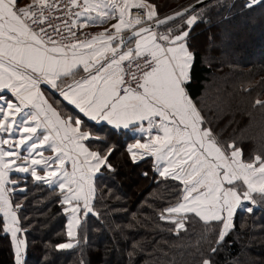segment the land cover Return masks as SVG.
Here are the masks:
<instances>
[{"label":"trees","instance_id":"obj_1","mask_svg":"<svg viewBox=\"0 0 264 264\" xmlns=\"http://www.w3.org/2000/svg\"><path fill=\"white\" fill-rule=\"evenodd\" d=\"M144 1L155 6L157 20L196 0ZM246 3L208 0L158 30L189 32L185 42L193 60L185 87L190 98L220 146L228 152V145H234L243 162L255 163L257 155L264 157V106L256 103L264 101V0L252 7ZM194 14L199 18L188 26ZM52 101L60 115L82 121L81 130L91 134L86 147L108 159L93 179L92 211L81 213L72 237L62 192L29 175L16 178L9 196L24 241L22 264H203L206 259L210 264H264V201L259 194L258 207L237 210L219 240L221 221L167 213L180 202L182 183L158 174L149 156L133 162L128 145L135 137L129 128L88 121L56 94ZM233 186L243 190L238 181ZM173 219L184 227L177 229ZM69 243L70 248L58 247ZM0 264H16L1 214Z\"/></svg>","mask_w":264,"mask_h":264},{"label":"snow or ice","instance_id":"obj_2","mask_svg":"<svg viewBox=\"0 0 264 264\" xmlns=\"http://www.w3.org/2000/svg\"><path fill=\"white\" fill-rule=\"evenodd\" d=\"M197 2L202 4L204 0ZM258 2L259 0H250L246 6L252 7ZM18 4L19 0H0V90H10L18 101L13 103L0 95V132L19 131V145H25V150L35 148L37 144H48L53 152L60 153L53 162H58L63 168L67 157L72 160L73 166L71 174L61 171L57 180H53L52 177L57 172L49 168V160L52 158L33 159L32 165L43 164L46 173L45 176H40L35 167H32L31 175L36 181H44L50 185L58 182L61 190L69 185L68 192L71 195L65 196L64 203L71 204L73 200L82 199L85 209L91 212L94 193L92 177L108 159L99 152L89 151L80 143L88 140L91 134L81 130L82 121L79 118L73 121L69 116L64 120L53 110L40 91L43 83L60 91L64 100L75 105L91 120L106 121L117 129L128 128L129 125L144 120L148 121L149 129L158 127L163 136L152 138L151 145L137 143L130 146L133 162L136 160L133 148L151 149V154L156 155L158 161L167 159L168 166L160 175L181 179L186 186L184 202L167 211L176 214L195 213L206 223L221 221L225 231L220 233L219 240L224 239L225 232L231 227L232 215L238 207H243V200L255 203L252 194L258 193L264 201V157L257 155L255 163H245L241 160V150L231 144L228 145L232 149L229 157L226 150L219 145L212 129L202 127L205 120L185 90L184 84L190 79L189 69L193 60V55L184 42L189 32L183 31L174 37L161 36L160 39L170 45L165 48L156 43L157 37L150 29L141 28L134 32L135 36L140 37L136 41L135 49L123 53L109 43L115 37L106 36L105 33L84 42L62 45L50 36L45 39L47 30L39 27L47 19L45 10L57 7L56 0H31L24 7H18ZM77 6H81L78 0H69V7ZM82 7L84 11L76 13L77 16L95 11L98 17H107L113 11H118L119 23L113 25V28L119 33L131 26L124 19L126 10L144 8L145 4L129 3V0H124L123 5L117 4L116 0H107L105 3L84 0ZM148 7L151 11L147 13V18L151 20L156 15V8L154 5ZM192 11H195L194 7ZM175 16L182 17L183 13L177 12ZM175 16L167 19L173 20ZM86 19L93 18L88 16ZM197 19V16H192L187 20V25L192 26ZM29 21L39 27V32L30 26ZM140 23L137 19L136 24ZM56 31L59 32V29ZM142 33L149 35L142 36ZM109 52L111 56L106 57L105 54ZM145 53L151 59L145 57L147 68L141 70L139 79L135 73L131 75L132 80H137L133 88L124 80L122 62L130 61L133 55L141 57ZM100 58H104L105 62L101 63ZM80 65H83V71L88 75L61 89L62 78L74 77ZM137 68L139 69V65ZM256 103L264 106V101L257 100ZM30 108L36 111L26 110ZM41 116L43 120L40 119ZM155 117H159L158 124ZM38 129H50L51 132L40 139L37 136ZM69 144L72 145L71 149ZM152 145L159 147L152 148ZM112 151L109 149L108 154L111 155ZM70 152H75L76 158H72ZM15 155V152L0 150V211L5 217V231H10L13 237L16 264H22L21 245L24 241L16 239L20 228L16 213L12 211L7 200L5 188L8 171L15 163L14 160L6 161L5 157ZM81 156L84 158L83 162L79 159ZM186 167L190 170H186ZM85 168L87 172L84 171ZM16 171L28 172L29 168L17 166ZM77 172L80 173L79 180L76 178ZM239 180L247 186V191L242 196L238 186L224 187L225 182L234 185ZM71 185H77L76 189ZM72 211L75 213L80 209L75 207ZM248 211L251 212L252 209L248 208ZM172 222L177 229L184 227L182 221L173 219ZM79 223L73 216L68 225L69 237L74 235V224ZM72 246L69 243L60 244L58 247ZM203 264H210V261L206 259Z\"/></svg>","mask_w":264,"mask_h":264},{"label":"crops","instance_id":"obj_3","mask_svg":"<svg viewBox=\"0 0 264 264\" xmlns=\"http://www.w3.org/2000/svg\"><path fill=\"white\" fill-rule=\"evenodd\" d=\"M91 2H93V3H105V2H107V0H91ZM137 2H143L145 4V7L144 8H139V9L145 11L146 14L149 11H151V8L148 7V5H151L150 3H148V2H146L144 0H129V3H137ZM30 3H31V0H19L18 7H24V6H26V5L30 4ZM116 3L117 4H120V5H123L124 0H116ZM133 9H136V8H130V9L126 10L125 16H124L125 21L127 23H129L131 26L128 27V28L122 29V31L119 32V33H117L116 32V29L113 28V25L119 23V12L118 11H113L112 14L109 15V16H107V17H98L97 16V13L95 11H92L90 13H85L82 16H78V18L76 20V24H77V26H79L81 28H93V29L98 30V33L96 35H94V36H98L100 33H105L106 36H108V35L114 36L115 39L111 40L109 43L111 44V46L116 47L117 45H119L123 41V39L125 37L129 36L130 33L133 30H135V29L143 26V25H140L139 26V25L136 24V22H134V21L131 20L130 13H131V11ZM88 16H91L93 19H86ZM151 33L156 35V37H157L156 43H158L160 45H162L159 42V39H160L161 36H171V37H174L176 35L181 34L180 32L176 33V32H173V31H172V34H171L170 33V30L159 32L158 29H154L153 31H151ZM141 35L142 36H147V35H149V33H144V34H141ZM139 38L140 37H136V38H130L129 40H127L125 42L124 46H123V49L120 50V52L121 53L127 52L129 49H133L134 50L135 47H136V41ZM131 39L133 40L132 41V44L131 45L130 44L128 45L127 42L130 41ZM165 42H166V47L165 48H167L168 46H170L167 41H165ZM84 51H87V50L85 49ZM105 56L106 57H110L111 56V53L110 52L109 53H106ZM100 60H101V63H104L105 62V59L104 58H100ZM94 70L95 69H93V71ZM189 71H190V69H189ZM87 75H88V73H86V72L83 71V65H80L78 67V69H77V74L74 77H64V78H62V81H61V89H63L68 84H72L74 82V80H80L81 78L86 77ZM185 84H184V87H185ZM49 87H50L49 85L42 83L40 85V91L44 95V98L48 102V104L51 105L52 108H53V110L56 111L57 113H59V112L54 107V105L52 103L53 102L52 101V94L58 95V97L61 100H63L65 103H67L68 105H70L74 109H76L79 112V114L81 116H83L85 119H87L88 121H91V122L97 123V124L103 123V124H107V125H109L111 127H114L113 125L108 124L106 121H94V120H91L90 118L84 116V114L82 112H80V110L78 108H76L75 105H72L68 101L64 100L63 96L60 94V91H58L56 89H52L51 87L49 88ZM185 90L187 92L186 87H185ZM187 94H188V92H187ZM0 95H2L8 101H11L13 103H18V101H16V99H15V96L8 89H2V90H0ZM188 96H189V94H188ZM189 98H190V96H189ZM26 110L36 111L35 109H31V108L30 109H26ZM48 115L51 116V113H49ZM60 116L64 120H67L68 119V117L65 118L62 115H60ZM9 119L11 120L12 117H10ZM40 119L43 120V116H41ZM53 119H54V117H53ZM154 120H155V122L157 124L159 123V117H155ZM202 127L208 128L205 124H203ZM128 128L130 129V132L132 133L133 137H135V139L132 141V143H130L128 145V150H129L130 146L135 145L137 143L151 145L152 138L156 137L157 135L163 136V133L159 130L158 127H153L151 129H149L148 121L147 120L137 121L134 124L129 125ZM128 128L121 127L119 129H128ZM50 132H51L50 129H38L37 130V136H39V138L42 139L44 135H49ZM25 135H27V133H25ZM20 136H21V133L19 131H16V132H8V131L0 132V150H3L5 152L11 151V152H15L16 153L15 156L5 157V160L6 161H8V160H14L15 161V163L12 166V169L8 171V182L5 184L6 197H7V200L9 201V203L11 205V209L13 211H14V209H13V206L11 204V200H10L9 193L11 191H14L15 190L14 189V186L17 183L16 178L19 177V176H23V175H29V176L32 177V175H31V169H32V167H35L38 175H40V176H45L46 175V173L44 171V165L43 164H40V165H32V160L33 159H48V158H52V160H49V168H50V170H53V171H56L57 172V175L55 177H52L53 180H57V178L60 176V172L61 171H67L69 174H71L73 172V166H72V160L71 159L65 157L64 166H63V168H61L58 162H53L55 160V158L58 155H60V153L53 152L52 149H51V147L48 146V144H45L43 146H40L39 144H37V146L35 148H27V150H25V147H26L25 145H19ZM33 139H36V137H34ZM3 141H7V143H3ZM28 143L30 144L31 141H29ZM80 143H82L84 145V147L87 148L86 145H85V140L80 141ZM17 145H19V146H17ZM68 147H69V149H71L72 145L69 144ZM155 147H159V146L158 145H152V148H155ZM132 151L136 153V160L135 161L140 160V159H142L144 157H148V156L151 157L153 159V161H154L155 168H156V171H157L158 174H160L164 170V168L168 166V160L167 159H161V160L158 161L157 160V156L151 154V149L133 148ZM231 151H228L227 152V155L229 157L231 156ZM70 155L72 156V158H76V155L77 154L75 152H70ZM165 155H167V154L165 153ZM130 156L132 158V154L131 153H130ZM79 159H80L81 162H83V159L84 158L81 156V157H79ZM17 166H26V167L29 168V171L28 172H18V171H16ZM101 167H102V165L100 166V168ZM186 170H190V169H187V167H186ZM84 171L87 172V168H85ZM99 171L98 172H95L93 174L92 181H91L93 188H94L93 179H94L95 175L97 173H99ZM79 175H80V173L77 172L76 173L77 180H79ZM178 180L182 183V198H181V200H180L179 203H183L184 202L183 197L185 195V187L186 186L182 182L181 179H178ZM238 182L241 184V187L243 188L242 191L239 190L240 191V194L242 196L243 193L245 191H247V186L243 184V181L242 180H239ZM52 186L57 187L62 192L63 200L65 199V196L66 195H71L68 192L69 185H66L63 190L60 189L58 182L56 184H52ZM71 187L75 190L76 187H77V185H71ZM224 187L225 188L233 187V185H228L225 182L224 183ZM85 191H87V186H85ZM94 194H95V188H94V193L92 195V198H93ZM255 194H258V193H253L252 194L253 199L255 200V203H253L251 200H243L242 201L243 207H238L237 210L248 211V208H251V209L252 208H257L258 207V202L255 199ZM193 195H195V193H193ZM91 202H92V199H91ZM178 204H176L173 207H176ZM75 207H79L80 211L74 213L72 211V209L75 208ZM64 211L66 212L67 219H68L67 225H69L70 221H72L73 216H75L76 219L79 220L80 219V216H81V213L85 214V212H84L85 211V207H84L83 200L82 199L80 201L73 200L71 202V204L64 203ZM236 211L232 215V218H231V226H232V221H233V218H234V215H235ZM167 213H169V212L167 211ZM0 214L3 216V219L5 221V217H4L2 211H0ZM169 214H176V213H169ZM179 214H184V213L182 212V213H179ZM224 216H227V213H224ZM73 223H74V221H73ZM5 227H6V224H5ZM75 227H76V224H74L73 232L75 230ZM10 237H11V235H10Z\"/></svg>","mask_w":264,"mask_h":264},{"label":"built area","instance_id":"obj_4","mask_svg":"<svg viewBox=\"0 0 264 264\" xmlns=\"http://www.w3.org/2000/svg\"><path fill=\"white\" fill-rule=\"evenodd\" d=\"M57 7L54 9L45 10L44 15L47 17L43 25L39 27H44L47 30V35L44 37H52L59 44L62 45H70L75 42H84L90 40L94 35L98 33V30L93 28H81L77 26L76 20L78 16L76 13L82 12L84 4V0H78V4L81 6L77 7H69V0H56ZM130 18L132 21L136 22L137 19L141 21L140 24L137 25H146L152 24L154 19L149 20L147 18V14L145 11L141 9H133L130 13ZM75 21V24H73ZM30 26L37 32H39V27L36 24H31ZM52 25V27H49ZM59 29V32L56 29ZM74 34V35H73ZM159 42L162 46L166 47V42L162 39H159ZM145 57L147 59H151V56L147 53L141 57H133L130 61L126 60L122 62V66L124 68V80L127 85L135 88L137 80H132L131 75L135 73L137 79H139L141 75V70H146L147 66L145 65ZM139 65V69L137 68Z\"/></svg>","mask_w":264,"mask_h":264},{"label":"water","instance_id":"obj_5","mask_svg":"<svg viewBox=\"0 0 264 264\" xmlns=\"http://www.w3.org/2000/svg\"><path fill=\"white\" fill-rule=\"evenodd\" d=\"M207 1H208V0H204V2H203L202 4H201V3H198L197 1H195V2H193V3H191V4L187 5V6H185V7H183V8H181V9H179V10H176V11H174V12H171V13H169L168 15H165V16H163V17H161V18L155 20L152 24H146V25H143V26H141V27H139V28L133 30V31L130 33V35L127 36V37H125V38L123 39V42H121V43H120L119 45H117L116 47H118L119 51L122 50V49H123V46H124V44H125V42H126L127 40H129L130 38H136L137 36L134 35V32H138L141 28L150 29L151 31H153L154 29H158V28L164 26L165 24L171 23V22L175 21L176 19L181 18V16H175V14H176L177 12L183 13V16H185V15H187V14H189V13L192 12V8H193V7H194L195 9H197V8L200 7L201 5L205 4ZM185 9H188V11L185 12ZM169 16H175V19H173V20H168L167 17H169ZM183 16H182V17H183ZM160 21H165V22H164V23H160ZM142 34H144V33H142ZM100 62H101V60H100ZM49 88H50V87H49Z\"/></svg>","mask_w":264,"mask_h":264},{"label":"rangeland","instance_id":"obj_6","mask_svg":"<svg viewBox=\"0 0 264 264\" xmlns=\"http://www.w3.org/2000/svg\"><path fill=\"white\" fill-rule=\"evenodd\" d=\"M197 1V0H196ZM247 1H249L250 2V0H247ZM195 2V1H194ZM172 12H174V11H172ZM168 15V14H167ZM193 16H197V15H193ZM192 17V16H191ZM190 17V18H191ZM198 17V16H197ZM199 18V17H198ZM175 31V30H174ZM181 32H183V31H181ZM180 32V33H181ZM170 33L172 34V31L170 30ZM220 41H222V37H219L218 39H217V44L220 42ZM13 211V210H12ZM15 212V211H14ZM85 213H88L89 211H87V209H85V211H84ZM222 231H225L224 230V227H222ZM10 235H11V239H12V243H13V246H14V255H15V260H16V254H15V244H14V242H13V237H12V234H11V232L9 231L8 232ZM16 239L17 240H20V241H23V239L21 238V236H20V234H19V232L17 233V237H16ZM23 256H24V244L23 245H21V257L23 258Z\"/></svg>","mask_w":264,"mask_h":264}]
</instances>
